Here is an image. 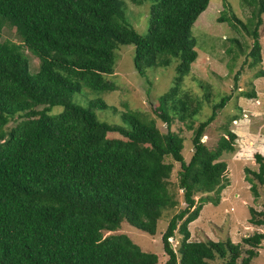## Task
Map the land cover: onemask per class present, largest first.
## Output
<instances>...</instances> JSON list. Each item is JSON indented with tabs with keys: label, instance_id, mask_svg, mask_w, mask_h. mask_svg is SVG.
Listing matches in <instances>:
<instances>
[{
	"label": "trees",
	"instance_id": "trees-1",
	"mask_svg": "<svg viewBox=\"0 0 264 264\" xmlns=\"http://www.w3.org/2000/svg\"><path fill=\"white\" fill-rule=\"evenodd\" d=\"M150 1L148 30L141 34L128 21L126 0H0V264H158V254L115 232L127 222L157 233L165 212L181 203L172 187L174 162L181 164L176 184L186 206L163 234L167 264H238L241 258L251 264L259 256L264 232L243 238L249 246L244 257L242 244L231 238L191 240L189 225L204 204L220 203L229 184L223 156L237 150L238 135L230 126L241 116L231 117L210 148L203 137L233 94L210 104L211 114L194 128L193 155L186 161L185 140L172 126L176 118L197 121L211 103L210 90L197 97L183 84L198 58L194 25L210 0ZM242 1L251 8L246 22L234 14L219 20L236 21L253 37L254 67L263 58L264 0ZM6 25L16 28L21 43L3 40ZM120 45L135 46L142 76L177 63L173 85L155 109L167 132L142 110L122 111L120 121L100 116L117 110L102 94L117 90L110 75ZM26 51L39 59L37 71H30ZM251 91L242 95L255 97ZM57 106L63 109L54 112ZM255 159L258 171L246 172L253 174L247 179L258 196L264 152ZM250 213L252 224L264 225V211ZM177 233L182 237L175 249L170 238Z\"/></svg>",
	"mask_w": 264,
	"mask_h": 264
},
{
	"label": "rangeland",
	"instance_id": "rangeland-1",
	"mask_svg": "<svg viewBox=\"0 0 264 264\" xmlns=\"http://www.w3.org/2000/svg\"><path fill=\"white\" fill-rule=\"evenodd\" d=\"M126 6L129 23L141 34L147 33L151 1L145 0L142 5H135L126 0ZM233 14L246 22L251 17V8L242 0H210L208 8L195 23L194 34L198 40V58L183 84L191 95L197 97H204L205 92L210 90L211 103L207 101L208 103L203 107L204 110L202 109L203 112H200L195 122L183 123L176 118L172 130L184 138L183 154L186 161H189L193 155L194 128L200 120L211 114L210 104L219 101L223 95L233 94V98L227 106L218 111L215 121L207 128L206 135L203 137V141L210 148H214L219 138L225 133L223 126L231 117L241 116L230 126L238 135L237 150L233 153H225L223 156L228 163L226 177L229 184L221 192L220 203L218 205L213 202L204 204L199 218L192 222L189 228L191 240L225 241L231 238L233 242L241 243L244 248L242 257H244L247 255L245 251L249 246L243 242V238L258 231L264 232V225L257 226L250 222V208L264 211V184H260L255 179L259 192V195L256 196L251 190L252 183L247 179L246 172V168L258 171L259 163L255 159V154L264 152L262 147L264 144V76H256L261 70L264 71V22L260 27L262 62L250 67L249 55L254 43L253 37L236 21L230 23L228 20H219L222 16L231 18ZM2 34L3 40L22 42L15 27L6 25ZM134 51V45L119 46L115 74L110 75L118 85L117 90L102 94L105 95L103 97L107 103L117 110L109 108V111H101L100 116L120 121L122 111L142 110L156 120L157 126L162 132H167L166 123L157 116L155 109L159 104L160 96L168 92L173 85L177 63L174 62L168 67L149 69L147 75L142 76L135 68ZM26 53L30 58V71H37L39 59L31 51H26ZM238 72L241 74L236 81L235 76ZM251 90L255 91V97L248 98L242 95L244 92H252ZM92 96L87 95L86 98ZM60 109L63 107L57 106L54 112H58ZM14 122L12 120L6 128L9 129ZM189 125L192 129L189 128ZM166 160L173 161L171 157H167ZM180 168L181 164L174 162L171 179L173 189L179 191L178 196L181 203L176 209L165 212L159 220L156 234L151 235L127 222H124L121 228L115 232L127 234L143 250L158 254V264H167L169 258L165 253L163 243V234L167 230L169 221L173 214L178 213L186 206L182 197L183 191L179 190L176 184ZM248 176L253 177V174ZM199 197L198 195L196 199ZM106 234L108 233L106 232ZM181 237L182 235L177 233L170 238L175 249L179 247ZM259 252V256L251 264H264V241ZM213 264H222V261L217 259ZM238 264H243L242 258Z\"/></svg>",
	"mask_w": 264,
	"mask_h": 264
}]
</instances>
